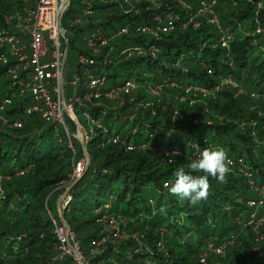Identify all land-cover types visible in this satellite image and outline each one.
Here are the masks:
<instances>
[{
  "label": "trees",
  "instance_id": "trees-1",
  "mask_svg": "<svg viewBox=\"0 0 264 264\" xmlns=\"http://www.w3.org/2000/svg\"><path fill=\"white\" fill-rule=\"evenodd\" d=\"M70 1L67 16L74 12L108 35L114 34L109 38L111 45L99 48L101 54L94 56V64L87 69L105 77L106 84L99 87L100 97L74 109L82 126L85 118L81 111L85 110L106 131L94 127L86 146L87 168L70 187V198L62 208V217L87 260L90 264H141L143 257L149 256L151 264H264L260 260L264 256L258 255L264 249V238L256 241L258 235L244 226L249 213L254 212L247 201L256 200L257 194L237 168H232L224 183L209 177V195L196 205L180 202L168 192L177 168L188 171V165L203 149L215 147L224 148L229 156H243L255 182L264 184V35L255 32L258 26L264 29V0H214L220 23L232 36L228 49L220 46L214 26L204 22L196 29L188 25L185 31L161 33L159 38L149 34L116 35L121 26L135 22L154 26L158 21L153 18L166 12L177 14L179 28L202 1L210 0H160L159 7L143 8L138 14L123 13L118 3L102 1L87 16L82 14V0L75 1L76 5ZM26 4L25 0H0V34L13 30L4 19L21 13ZM88 27L85 23L78 30L83 32ZM69 37L77 49L81 39ZM136 43L157 46L156 58L126 56ZM104 55L112 62L107 63ZM77 72H82L78 66ZM222 78L231 83H224ZM130 79L137 84L133 91L136 101L149 104L129 110L132 108L128 104L118 107L107 103L110 100L103 94ZM84 82L81 78V95L86 91ZM172 82L190 89L204 88L208 94L190 107L188 100L197 90H189V94H180L187 100L179 102L177 115L172 109L161 111L146 89ZM13 88L0 66V102ZM237 88L245 94H236ZM251 92L257 96L251 97ZM24 105L21 102L17 106L21 109ZM69 125L75 130L71 120ZM113 135L120 141L112 143ZM74 144L78 159L82 149L77 141ZM127 145L134 148L127 150ZM165 152L172 163L164 159ZM71 171L70 150L65 143H58L50 126L36 117L31 116L21 129L0 128V264H74L69 254L56 249L57 238L49 217V213L57 216V200L68 186ZM254 215H264V203ZM108 216L127 218V230L133 227L152 246L151 251L128 257L134 244L126 241L116 246L107 242L92 253L91 240L108 235L103 229ZM159 229L164 230L162 235ZM229 237L237 240L227 248L225 259L200 262L207 243L219 244ZM155 238L161 239L163 249L155 248Z\"/></svg>",
  "mask_w": 264,
  "mask_h": 264
},
{
  "label": "built area",
  "instance_id": "built-area-1",
  "mask_svg": "<svg viewBox=\"0 0 264 264\" xmlns=\"http://www.w3.org/2000/svg\"><path fill=\"white\" fill-rule=\"evenodd\" d=\"M27 2L26 6L23 7L22 12H16L13 15H9L5 18L6 22L9 24H12L13 30L10 34H4L0 36V47L5 46V48L10 51L11 53L15 54L18 56V60L20 61L19 65L22 69H28L30 71V80L28 79H20L19 84L22 86L21 92L26 93V85H29L35 89V92L33 95L28 94L31 97L32 100V106L30 110L36 111L40 117L45 120L47 125L54 124L52 131L54 134V137L57 140H61L62 138L66 137L69 139V133L67 128L64 126L63 121H61L60 118V113L64 110L65 112H72V108L75 105V103L78 101V103L81 104L82 101H90L92 102L91 98L94 97V99L100 97V91L98 90V86L104 85V80L101 79L97 82L93 81V79H96L95 77L92 76V74L87 70L84 69L83 72V79L86 81V86L88 85L90 88L86 91L85 95L82 97V99H78V97L73 94L72 97L73 100L70 98L64 100L62 99L59 101L56 96V92L54 90H51V92L48 94L45 90V85L48 87H52V85H57L59 83L63 82V76L60 77V66L57 62V57L55 53H61L63 60L65 61L66 58V48L61 47V37H64V30L60 32L59 34L56 35H51L48 32H42L40 36H38L35 33V29L39 23L41 14L43 12V9L40 4V0H25ZM85 2V5H83V15L87 16L88 14L93 12V6L96 3L104 1L105 3H108L107 0H82ZM114 2V0H112ZM34 3V4H33ZM28 4H31L28 5ZM69 4L70 0H56L54 4H47L46 8L47 9H54L57 5L58 6H64L65 9V15L67 14L69 10ZM123 5L127 7L125 10L127 13H133V14H138L140 13L143 9H148L150 6H153L155 8L160 6V0H120V4L118 3L119 9H123ZM183 5V8H185V5ZM214 5L215 1L210 0V1H202L200 4V7L194 12V15L191 16V19L194 18V22H190L189 19L186 22L181 23L180 25L184 27L186 24L193 26V25H199L201 22L204 23H210L214 27H218V41L221 47H224L226 49L229 48V40L232 38L231 33L228 32L226 29H224L220 23V20L218 18V15L216 11L214 10ZM10 18V20H7ZM159 19L158 17H156ZM163 24L160 25H139L136 24V22L132 25H123L119 28V30L116 32V35L122 34V35H129V34H149L154 38H157V36L160 33H170L172 32L176 25L174 26V20H178V16L176 14H173L172 12H166L163 17ZM15 21V22H13ZM60 23L62 25V19L60 20ZM84 23H91L89 19L81 20L80 17L75 18L72 22H70L67 26L62 27L67 31V33H73V30L77 27V25H84ZM91 27L89 30H87L84 33L83 36V42L87 47H92V51H90V54L83 53V59L82 63L79 65H83L84 63H89L93 62V57L96 55L97 46H101L105 44L106 39L102 37L98 33V29H95L94 27V22L91 23ZM15 27V30H14ZM95 32H97L98 39L95 38ZM256 34L261 32V26H258L255 30ZM264 35V34H261ZM40 38L46 41L45 46L41 45L40 43ZM109 39V38H108ZM39 45V47H36ZM111 48V47H110ZM156 51L157 47L153 45H136L131 48L129 54H136V55H143V56H150L154 57L156 56ZM45 57V58H44ZM44 58V59H43ZM39 61H41L42 68L39 67ZM54 60V64L48 65V63ZM63 70V67L62 69ZM63 72V71H62ZM101 77V76H100ZM81 78L79 79L80 82ZM74 86L78 84V79H75L74 81H70ZM69 82V83H70ZM173 84L172 83H160L158 85H153V86H148L146 89L147 94L150 96L160 95L162 93L161 87H171ZM234 87H237L236 84H232ZM191 86L187 87L185 90V93L189 94V90ZM137 88V84L134 82V80H128L126 81L121 87H116L115 89L117 90V96L114 98H110L108 95V92H105L103 95L109 99L110 101H114L115 105H122L123 104V99L124 97L127 98L131 92H133ZM53 89V88H51ZM196 93H193L192 98H188V103H196L198 102L195 100L194 97H198L199 101H202V98H204L208 94V90L206 89H197ZM194 90V91H195ZM236 94H245V90L242 88H237ZM54 95V96H52ZM20 97H23L22 95H19ZM251 97H256L257 94L255 92L250 93ZM182 99L184 97L182 96ZM264 101V97H263ZM89 102V103H90ZM148 103L144 104H134L135 106L130 107L132 109H136L139 105H142L146 107ZM81 117L82 118H88V120L91 122L92 125L95 126V128H100L103 133H105V130H102V125H100L99 120L93 118L87 111L82 110L81 111ZM64 114V113H63ZM86 132L82 134L83 140L87 141L91 133L89 132V127L86 125L84 120L82 119ZM63 134V135H62ZM112 143H117L120 141L119 136L113 135ZM69 141V140H68ZM127 150L133 149V145H127L126 146ZM179 154V153H178ZM164 159L168 163H172L173 161L169 158L168 154L165 152L164 154ZM231 164L230 168H239L244 175H246L247 178V183L251 184L252 176H251V171L247 169V163L246 160L243 156H229ZM77 166L76 169L71 172L70 177L78 176L81 174L83 170V163L82 161L78 160L77 161ZM246 170V171H245ZM261 188V193H257V199L256 200H248L247 201V206L254 208V212L256 209L260 206L263 205L264 203V184L259 186ZM70 196H65L64 201L67 202L69 200ZM253 213H249V221L244 224V226H248L251 228L256 235V241L259 239H263L264 232H261V226L264 223V215H262L259 218H256ZM109 224L110 227L115 230L116 233L119 234H124V230L122 228V224L125 222V220H128L127 218H124L122 216H109ZM237 221L240 225L242 221L240 218H237ZM54 232L57 238V241L64 242L65 240V231L61 227H55ZM130 234L127 236L133 239L135 242L143 246L147 251H150L152 249V246H149L147 243H145L142 240V235H140L138 232L130 228L129 229ZM164 233L163 229H159V234L162 235ZM115 235V234H114ZM144 238V237H143ZM155 242V248H161L163 249V243L161 239H154ZM113 244V246H116L115 242H110ZM222 243H219L218 245H221L222 247L224 246ZM91 248L90 251L96 252L101 245L107 244L105 239H95L93 238L91 240ZM258 255L264 256V249H261L258 251ZM212 260H217L216 257L220 258L219 254L217 253H211ZM208 258H210L206 253H203L200 255V262L201 263H206ZM84 261V260H83ZM141 264H151V260L149 256H144L142 259ZM209 262V261H208ZM84 264H90L88 260L84 261ZM219 264V263H218Z\"/></svg>",
  "mask_w": 264,
  "mask_h": 264
},
{
  "label": "bare ground",
  "instance_id": "bare-ground-1",
  "mask_svg": "<svg viewBox=\"0 0 264 264\" xmlns=\"http://www.w3.org/2000/svg\"><path fill=\"white\" fill-rule=\"evenodd\" d=\"M55 2H56V0H40V4H41V7L43 9V12L41 14L39 23L35 29V33L38 36H40V34L42 32H48L51 35H56V34H59L60 32H62L64 30L63 34H64L65 38L68 39L69 34L73 35V36H74V34L73 33H67V31L62 27V25L60 23V20L65 16V11H64L65 7L57 5L54 9H47L46 8L47 4H54ZM173 23L175 26L176 21L174 20ZM11 32L12 31L2 33V34H0V36H2L4 34H10ZM259 33L264 34V29L262 27H261V32H259ZM40 39H41L40 40L41 45L45 46L46 41L43 40L42 38H40ZM36 47H39V45H37ZM222 48H224V47H222ZM67 52H68V48H66V58H67ZM55 55L57 57V62L60 66V77L63 76V82L59 83L57 85H52V87H48L46 85L44 87H45V90L48 94L51 92V90H54L56 92L57 99L59 101H61L62 99L66 100L69 98V96L66 93V89H68V87H67L68 84H65L64 80H70L71 81L72 79H66V77H65V73L68 70L67 59L65 58V61H64L61 53H55ZM94 56H96V55H94ZM155 58H156V56L152 57V59H155ZM38 62H39V67L42 68L41 61L38 60ZM19 63H20V61L18 60L17 55L8 51L5 48V46L0 47V66L3 69L4 78L9 79L10 83L14 87L13 91L8 92V94L3 96L1 99V102H0V128L2 129L3 127H12V128H16V129H21L31 116L36 117L45 126H47L45 120H43L36 111L30 110L31 106H32V100L28 94L33 95L35 92V89L29 85H26V93L21 92L22 86L19 84L20 79L24 78V79L30 80V74L31 73L28 69H22L20 67ZM50 64L55 65V61L51 60L48 63V65H50ZM93 64H94V62L84 63L83 65H79V67L83 68V69H88V65H93ZM62 67H63V70H61ZM92 76L96 78V79H93V81H95V82L105 78L104 76L100 77V76H95L94 74H92ZM100 86L101 85L98 86V90H99ZM51 88H53V89H51ZM115 93H117V90L115 88H112L108 92V95L110 98H114L117 96V94H115ZM19 95H22L23 98H20ZM92 98H94V97H92ZM15 100H17V102L14 103ZM21 102H23L25 105L21 109H19V107L17 105H18V103H21ZM75 105H76V103H75ZM75 105L72 108V112L68 113V112H65L63 110L60 113L61 121H63L64 126L68 130L69 139L66 137V135L61 140L56 139V141L58 143H65L66 146L68 147V149L70 150L71 154H72V171L71 172H73L76 169V166H77L76 163L78 160L82 161V163H83V170H82L81 174L78 176L69 177L68 185H71V186L73 183H75V181L77 179H79L83 175V173L85 172V170L87 168V164L89 162V156H88V153L86 150V146H87L89 139L87 141H85L82 138V134L86 132V129H85V125L82 126L80 124L78 117L75 114V110H74ZM68 119L71 120L73 122V124L75 125V130H73L70 127ZM85 123L89 127V132L90 133L94 132L95 126L92 125L91 122L86 117H85ZM75 141H77L79 143V145H81V149H82V156L78 159L75 158V156H76V147L74 144ZM167 154H168V156L170 155L169 153H167ZM164 185L166 186L167 183H165ZM70 187L67 186L66 188L68 189ZM0 192H1V190H0ZM61 201H62V199L60 200V212H58V209H57V216H53L49 213V217H50V220H51L53 227L54 228L55 227H61L65 231V240L63 243L60 241H56L57 242L56 249L58 251H60L61 253L69 254V256L71 257L74 264H84V261H86L88 259V257L86 255H84L83 251L79 248L78 240L76 239L73 231L70 230L68 224L64 221V219L62 217V208H61L62 202ZM109 219H110V217L108 216V219L105 222L106 223V231H107L108 235H107V237H103L100 239H105L106 242H115V244L119 243V242L132 241L134 244V247H133L132 251L128 252V257H130L132 253L149 252L143 246H141L140 244H138L133 239H131L130 237L127 236L128 234H130V232L127 230V225H128L129 220H125V222L122 224L124 234H119V233H116L115 230H113L110 227ZM262 236L264 238V235H262ZM100 239H98V240H100ZM236 240H237V237H235V238L229 237V240L224 241L223 247L221 245H218L215 243H207L204 253H206L211 259H212L211 253H217V254H219L220 258L225 259L227 248L229 246H233V244L235 243ZM104 246H106V245H101V247H104ZM157 250H161V248H157ZM253 250L255 251V248H253ZM260 260L263 261L264 257H260Z\"/></svg>",
  "mask_w": 264,
  "mask_h": 264
},
{
  "label": "rangeland",
  "instance_id": "rangeland-1",
  "mask_svg": "<svg viewBox=\"0 0 264 264\" xmlns=\"http://www.w3.org/2000/svg\"><path fill=\"white\" fill-rule=\"evenodd\" d=\"M73 2H74V4H75V1H77V0H72ZM107 2H113L112 0H107ZM114 2L115 3H119L120 4V0H114ZM99 3H101V2H99ZM34 4V3H33ZM81 4H83V5H85V2L84 1H82L81 2ZM105 4H107V3H105ZM76 5V4H75ZM83 5H82V9H83ZM70 6H71V1H70V4H69V8H70ZM77 8H80V6L79 7H77ZM127 8H126V6L125 5H123V9H121V7H120V11L121 12H123V13H127L125 10H126ZM146 10V9H145ZM82 12H83V10H82ZM95 12V7L93 6V12L92 13H94ZM92 13H90V14H92ZM83 14V13H82ZM90 14H88V15H90ZM174 14V13H173ZM177 15V14H176ZM77 17H79L78 16V14L77 15H75L74 14V12H73V16H67V14L62 18V25L65 27V26H67L70 22H72L75 18H77ZM156 17H158L159 19H157ZM156 17H154L153 18V20H156V21H158L157 22V24L156 25H160V24H163V19L161 18V17H159V16H156ZM188 19H189V21L190 22H194V18H192L191 19V16H189L188 17ZM5 20V19H4ZM6 21V20H5ZM85 24V23H84ZM88 24V28H90L91 27V23H87ZM136 24H139V25H144V24H141V23H137L136 22ZM84 25H82V26H80V25H77V27L73 30V34H74V36H76V37H78V38H81V42L79 43V46H77V49L74 47V45H75V42H73V41H71L70 40V37L68 38V39H66V38H64V37H61V42H62V44H61V47H62V49H63V47H65V48H68V52H67V57H68V61H67V65H68V70L66 71V73H65V77H66V79H72L73 81L75 80V79H78V84L76 85V86H74L71 82H70V80H64V83L65 84H68L67 85V87H68V90L66 89V93H67V95L69 96V98L71 99V100H73V98L74 97H72V95L73 94H75L77 97H78V99H82V97L85 95V93H86V91L90 88L88 85L86 86V82H84L85 84V86H84V88L86 89V91L81 95V94H79L78 93V89H79V86H80V82H79V79L80 78H83L84 76H83V72H84V69L83 68H81L82 69V72L81 73H79V72H77V66L79 67V64L80 63H82V59H83V56H82V54L84 53L83 51H81L80 49H84L85 51H92V47H87L86 45H85V43L83 42V36L85 35V34H88V33H90V32H88V33H84V32H86L87 30H89V29H86L85 31H81V30H78V27H83ZM95 27V26H94ZM192 28H194V29H196V28H198V25H193V26H191ZM215 28V30L216 31H218L219 30V28L218 27H214ZM95 29H98V33L102 36V37H104L105 39H106V42H105V44H103V45H101V46H96L95 47V49L97 48V51H96V56L97 55H100L101 54V50H99V48H104V47H106V45H111V43H110V41H109V39L108 38H110V37H112L114 34H111V35H108V33H106V32H104L100 27H96ZM186 29H188V24H186L184 27H182L181 25L179 26V28H177V27H175V29L173 30V32H175V31H185ZM14 30H15V27H14ZM97 32H95V38L96 39H98V34ZM161 34V33H160ZM160 34L157 36V38H159V36H160ZM136 45H142V46H145V45H143V44H140V43H136V44H134V45H132L131 46V48L132 47H134V46H136ZM153 46H155V45H153ZM155 47H157V46H155ZM111 48L110 47H108L107 48V50H110ZM131 50V49H130ZM157 50H158V48H157ZM132 55H134V56H142V55H136V54H126V56H132ZM105 57V55L103 56V58ZM45 58V57H44ZM43 58V59H44ZM67 59V58H66ZM105 60L107 61V63H111L112 62V60L110 59V58H108V57H105ZM93 61H94V57H93ZM200 64H202V63H200ZM77 65V66H76ZM205 65V64H204ZM75 68V69H74ZM74 69V70H73ZM72 70V71H71ZM143 70V69H142ZM71 71V72H70ZM138 71V69H136V70H134L133 71V73H136ZM70 72V73H69ZM92 74V73H91ZM125 77V75H123V76H121V77H119L120 79H123ZM130 80H132V79H130ZM222 80L224 81V83H231V81L230 80H228L227 78H222ZM70 82V83H69ZM106 82V80H104V85L106 84L105 83ZM135 82V81H134ZM136 83V82H135ZM172 86L171 87H161V91H162V93L160 94V95H158L157 97H154V96H156V95H154V96H152V97H154L155 99H156V101H157V103H156V106H158L159 108H160V110L161 111H167L168 110V112H170V109H172V111H173V114L174 115H177V113L179 112V102H185V100H187V96L185 95L184 96V99H182V96H180V94L182 95L183 93L184 94H186L185 93V90H186V88L187 87H185V86H182V85H180L179 83H177V82H172ZM9 86V85H8ZM66 87V88H67ZM6 89H8L7 87H6ZM182 91V93L181 92H179V91ZM191 90L192 91H194L195 89L194 88H191ZM215 90L217 91L218 90V88H217V86L215 87ZM208 92V91H207ZM188 94V93H187ZM52 96H54V95H52ZM20 98H23V97H20ZM195 98V100H197L198 101V103H199V99H198V97H194ZM94 99V98H93ZM92 99V100H93ZM123 104L122 105H117L118 107H121V106H123V105H125V104H128V108H131L130 107V103H132V104H138V101H136V94H134V92H131V94H129L128 96H127V98H125L124 97V99H123ZM90 101H88V100H86V101H82L81 102V104L80 103H78V101L76 102V105H85V104H87V103H89ZM98 103H100V102H98V101H94V104H98ZM107 103H112V104H115V102L114 101H108ZM195 105V103H192V104H190L189 103V106L190 107H193ZM107 106H109V105H107ZM129 110H133V109H129ZM201 112H206L205 110H201ZM131 114H136V112H132ZM182 115H184V114H182ZM93 117V116H92ZM94 118V117H93ZM81 119V118H80ZM96 119V118H95ZM50 126V128H53V126H54V124H50L49 125ZM81 146V145H80ZM88 153V152H87ZM198 156L199 155H197V158H198ZM238 156V155H237ZM240 156V155H239ZM262 158L264 159V153H263V155H262ZM247 163V162H246ZM234 168H236V167H234ZM238 170H239V168H237ZM232 171V168H230V172ZM246 171V170H245ZM239 172L244 176V181L246 182V184L249 186V188L251 189V190H253L256 194L258 193V194H260L261 193V188H259V185L255 182V180H254V178H253V173H252V171H251V176H252V179H253V181L251 180V184L250 183H247V178H246V175H244V173L241 171V170H239ZM71 175V174H70ZM74 184V183H73ZM72 184V185H73ZM71 185H68V187H70ZM69 189L70 188H64V190H63V192H61L60 194H59V197H62L61 199H62V203H61V208H63V206H64V204L66 203L63 199H64V197L65 196H69L68 195V191H69ZM261 217V216H260ZM259 218V217H258ZM104 230H106V223H104V228H103ZM261 232H264V223L262 224V226H261Z\"/></svg>",
  "mask_w": 264,
  "mask_h": 264
},
{
  "label": "clouds",
  "instance_id": "clouds-1",
  "mask_svg": "<svg viewBox=\"0 0 264 264\" xmlns=\"http://www.w3.org/2000/svg\"><path fill=\"white\" fill-rule=\"evenodd\" d=\"M230 164V158L224 148H205L198 158L193 159L188 165V171L184 167H179L173 172L175 179L170 182L168 192L180 202L187 201L191 205H196L201 200L207 199L209 195V177L224 183L230 173ZM192 173H203V175Z\"/></svg>",
  "mask_w": 264,
  "mask_h": 264
},
{
  "label": "water",
  "instance_id": "water-1",
  "mask_svg": "<svg viewBox=\"0 0 264 264\" xmlns=\"http://www.w3.org/2000/svg\"><path fill=\"white\" fill-rule=\"evenodd\" d=\"M62 197H59L58 200H57V209H58V212H60V200H61Z\"/></svg>",
  "mask_w": 264,
  "mask_h": 264
}]
</instances>
